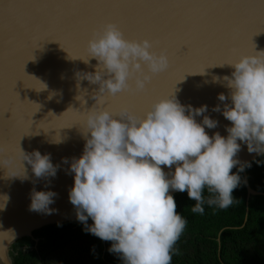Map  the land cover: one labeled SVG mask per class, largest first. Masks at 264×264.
Listing matches in <instances>:
<instances>
[{
	"label": "water",
	"instance_id": "obj_1",
	"mask_svg": "<svg viewBox=\"0 0 264 264\" xmlns=\"http://www.w3.org/2000/svg\"><path fill=\"white\" fill-rule=\"evenodd\" d=\"M263 154L264 0H0V264Z\"/></svg>",
	"mask_w": 264,
	"mask_h": 264
},
{
	"label": "trees",
	"instance_id": "obj_2",
	"mask_svg": "<svg viewBox=\"0 0 264 264\" xmlns=\"http://www.w3.org/2000/svg\"><path fill=\"white\" fill-rule=\"evenodd\" d=\"M164 199L47 225L14 264H264V154Z\"/></svg>",
	"mask_w": 264,
	"mask_h": 264
}]
</instances>
